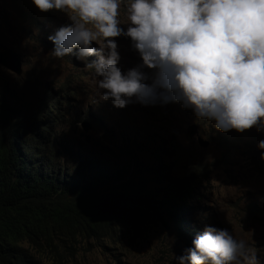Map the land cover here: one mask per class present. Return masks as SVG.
Listing matches in <instances>:
<instances>
[{"label":"rangeland","instance_id":"obj_1","mask_svg":"<svg viewBox=\"0 0 264 264\" xmlns=\"http://www.w3.org/2000/svg\"><path fill=\"white\" fill-rule=\"evenodd\" d=\"M118 20L126 31L123 9ZM68 24L65 14L41 13L31 0H0V52L11 50L22 60L21 75L0 65V99L8 98V113L30 115L47 92L64 89L71 106L58 125L60 135L103 160L121 154L123 143L135 142L137 148L145 140L148 144L138 149L133 164V227L122 237L119 231L113 239L80 242L81 253L68 264H175L174 257L192 247L191 238L206 226L227 229L237 240L244 239L264 264V161L258 149L264 133L255 128L222 133L179 103L142 106L133 101L117 108L111 100H100L97 78L85 71L83 61L74 54L61 59L50 55L54 45L48 36ZM114 39L122 73L141 63L130 38ZM84 124L91 126L88 133ZM193 124L209 147H200L197 137L187 140ZM85 135L91 137L89 144ZM150 139L152 146L165 143L159 160ZM200 165L207 169L204 176L193 169ZM186 188L193 192L184 203L168 198L171 190L184 194ZM110 190L121 189L111 183L106 192ZM183 223L186 229L179 227Z\"/></svg>","mask_w":264,"mask_h":264},{"label":"clouds","instance_id":"obj_2","mask_svg":"<svg viewBox=\"0 0 264 264\" xmlns=\"http://www.w3.org/2000/svg\"><path fill=\"white\" fill-rule=\"evenodd\" d=\"M70 24L48 40L56 59L75 55L96 77L100 100L124 108L179 103L222 133H264V0H31ZM126 15V31L118 15ZM141 63L118 67L115 39ZM93 44L98 47H93ZM75 50V51H74ZM95 56V60L88 57ZM147 70V71H146ZM150 80L148 84L146 81ZM264 161V139L258 142ZM175 264H261L227 229L206 226Z\"/></svg>","mask_w":264,"mask_h":264},{"label":"trees","instance_id":"obj_3","mask_svg":"<svg viewBox=\"0 0 264 264\" xmlns=\"http://www.w3.org/2000/svg\"><path fill=\"white\" fill-rule=\"evenodd\" d=\"M68 106V92L59 89L30 115L13 117L8 98L0 99V264H68L81 253L80 242L113 239L119 231L122 237L133 227V164L146 140L138 148L123 143L121 154L103 160L58 132ZM164 147H151L156 160ZM111 183L121 190L106 192ZM192 192L174 189L168 198L184 203Z\"/></svg>","mask_w":264,"mask_h":264},{"label":"water","instance_id":"obj_4","mask_svg":"<svg viewBox=\"0 0 264 264\" xmlns=\"http://www.w3.org/2000/svg\"><path fill=\"white\" fill-rule=\"evenodd\" d=\"M0 65L10 70L11 72L21 75L22 74V60L18 54L11 50H5L0 52ZM91 129V126L88 124H84V130L88 133ZM195 137H197L199 146L202 148H207L210 145V142L205 140L203 137L199 135V128L197 124L190 125L187 130L186 138L191 141ZM86 144L91 142V137L89 135H85Z\"/></svg>","mask_w":264,"mask_h":264}]
</instances>
